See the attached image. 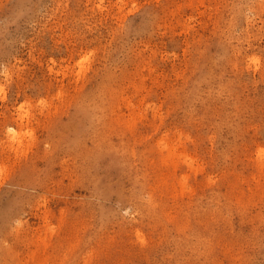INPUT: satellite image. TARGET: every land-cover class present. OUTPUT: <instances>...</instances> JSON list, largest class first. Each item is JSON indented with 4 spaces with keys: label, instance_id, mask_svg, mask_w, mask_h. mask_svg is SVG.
Wrapping results in <instances>:
<instances>
[{
    "label": "rangeland",
    "instance_id": "374dc122",
    "mask_svg": "<svg viewBox=\"0 0 264 264\" xmlns=\"http://www.w3.org/2000/svg\"><path fill=\"white\" fill-rule=\"evenodd\" d=\"M0 264H264V0H0Z\"/></svg>",
    "mask_w": 264,
    "mask_h": 264
},
{
    "label": "bare ground",
    "instance_id": "6f19581e",
    "mask_svg": "<svg viewBox=\"0 0 264 264\" xmlns=\"http://www.w3.org/2000/svg\"><path fill=\"white\" fill-rule=\"evenodd\" d=\"M14 136H17V133H13Z\"/></svg>",
    "mask_w": 264,
    "mask_h": 264
}]
</instances>
